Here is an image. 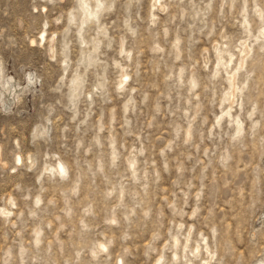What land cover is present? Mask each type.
<instances>
[{
	"label": "rangeland",
	"instance_id": "rangeland-1",
	"mask_svg": "<svg viewBox=\"0 0 264 264\" xmlns=\"http://www.w3.org/2000/svg\"><path fill=\"white\" fill-rule=\"evenodd\" d=\"M4 80L0 264H264V0H0Z\"/></svg>",
	"mask_w": 264,
	"mask_h": 264
},
{
	"label": "bare ground",
	"instance_id": "bare-ground-1",
	"mask_svg": "<svg viewBox=\"0 0 264 264\" xmlns=\"http://www.w3.org/2000/svg\"><path fill=\"white\" fill-rule=\"evenodd\" d=\"M79 7V6H78ZM81 8V7H80ZM90 8V7H89ZM86 10V9H85ZM89 11V13L91 14V16H94L95 17V12L93 11V10H88ZM88 11L86 12V13H88ZM83 12V11H82ZM98 13V12H97ZM85 17V16H84ZM84 20V19H83ZM83 22V21H82ZM7 81H8V79H7ZM0 83H6V80H4L3 82H1L0 81ZM121 83V82H120ZM237 130L239 131V126L237 125ZM55 168H57L58 170H61L62 172H64L65 171V165L62 163V161L61 160H59L58 161V164H57V167L55 166ZM176 239L174 240V243H176ZM177 244V243H176ZM176 244H174V245H176ZM101 246L102 247H105V245L104 244H102L101 243ZM196 250H198V248H196ZM174 255L176 256V253H174ZM159 261H160V258L159 259H157V262L159 263ZM258 264H263V262L261 261V262H258Z\"/></svg>",
	"mask_w": 264,
	"mask_h": 264
}]
</instances>
